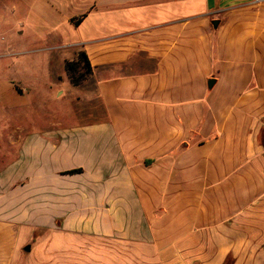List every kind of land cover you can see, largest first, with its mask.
I'll return each mask as SVG.
<instances>
[{"label":"crops","instance_id":"crops-1","mask_svg":"<svg viewBox=\"0 0 264 264\" xmlns=\"http://www.w3.org/2000/svg\"><path fill=\"white\" fill-rule=\"evenodd\" d=\"M86 13L102 117L13 144L0 264H264V0Z\"/></svg>","mask_w":264,"mask_h":264},{"label":"rangeland","instance_id":"rangeland-1","mask_svg":"<svg viewBox=\"0 0 264 264\" xmlns=\"http://www.w3.org/2000/svg\"><path fill=\"white\" fill-rule=\"evenodd\" d=\"M95 1L0 0V171L16 156L13 144L20 139L46 138L55 128L102 117L93 112L99 103L91 71L76 86L64 72L71 62L85 71L80 47L72 46L75 23L93 20L86 12Z\"/></svg>","mask_w":264,"mask_h":264},{"label":"trees","instance_id":"trees-1","mask_svg":"<svg viewBox=\"0 0 264 264\" xmlns=\"http://www.w3.org/2000/svg\"><path fill=\"white\" fill-rule=\"evenodd\" d=\"M80 20H78L75 25H78ZM79 60H81L83 62V66H84V72L82 73H78V71L76 70L77 69V63H66L65 65V68H66V72L69 76V79L71 80V82L73 83V85H78L81 80H83L85 78V76L91 71V67H90V64H89V61L87 59V56L86 54L82 51L80 53V58ZM78 171H69L67 172L68 174L70 173H76Z\"/></svg>","mask_w":264,"mask_h":264},{"label":"water","instance_id":"water-1","mask_svg":"<svg viewBox=\"0 0 264 264\" xmlns=\"http://www.w3.org/2000/svg\"><path fill=\"white\" fill-rule=\"evenodd\" d=\"M211 83V82H210Z\"/></svg>","mask_w":264,"mask_h":264}]
</instances>
